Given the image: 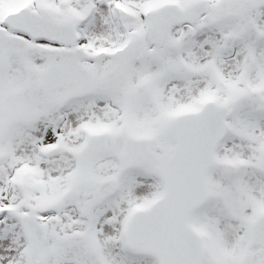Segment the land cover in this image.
I'll use <instances>...</instances> for the list:
<instances>
[{
  "label": "snow or ice",
  "instance_id": "1",
  "mask_svg": "<svg viewBox=\"0 0 264 264\" xmlns=\"http://www.w3.org/2000/svg\"><path fill=\"white\" fill-rule=\"evenodd\" d=\"M0 264H264V0H0Z\"/></svg>",
  "mask_w": 264,
  "mask_h": 264
}]
</instances>
